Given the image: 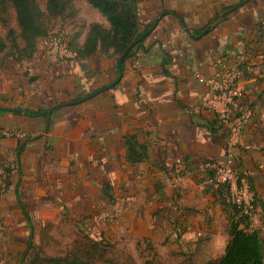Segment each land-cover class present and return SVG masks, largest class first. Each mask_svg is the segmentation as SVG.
I'll use <instances>...</instances> for the list:
<instances>
[{"label": "crops", "instance_id": "0c3cea01", "mask_svg": "<svg viewBox=\"0 0 264 264\" xmlns=\"http://www.w3.org/2000/svg\"><path fill=\"white\" fill-rule=\"evenodd\" d=\"M240 1L147 3L144 7L151 17H157L162 10L175 14L160 18L147 39L148 51L125 63L116 86L81 104L58 107L51 116L52 132L28 143L21 154V175L39 178L44 171H55L60 178H70L72 188L75 179L85 187L92 182L99 187L98 180L105 179L118 196L116 208L124 211L118 220L129 228L136 226L131 230L136 238L154 241L152 227L147 230L151 224L157 228L168 226L166 231L177 241L194 240L202 231L208 242H222L220 249H213L214 260L226 247V219L210 186L199 181V165L223 162L229 145L225 131L210 134L208 126L215 116L202 107L205 89L195 76L217 78L227 67L244 65L247 71H240L236 87L252 117L241 132L237 167L251 180L258 199L250 227L264 237V59L261 52L254 51L255 26L264 20V0H251L198 40L185 30H203L213 17ZM92 10L96 18L91 23L107 26L105 19ZM83 40L84 34L79 42ZM163 52L172 56L166 66L169 75L161 66ZM40 53L37 50L33 59L22 62L17 71L0 74V108L9 109L0 112V129L22 135L20 139L0 138V156L10 159L12 166L18 140L43 135L45 123L11 109L65 104L87 90L109 85L116 76L113 61L101 55L81 65L55 63ZM129 135L146 149L140 163L126 161L123 142ZM176 160L182 162L184 171L180 174L175 172ZM97 187L95 194H99ZM74 188L71 194L77 193L83 200L86 197L82 194H90ZM37 193L38 197L46 196L45 192ZM9 194V204L15 205L10 221L22 226L25 223L14 194ZM6 205L0 203V210H5ZM216 217L222 218V227L216 226ZM0 252L9 253L11 258L17 255L10 243L3 244ZM0 264L5 263L0 260Z\"/></svg>", "mask_w": 264, "mask_h": 264}, {"label": "trees", "instance_id": "16d2710c", "mask_svg": "<svg viewBox=\"0 0 264 264\" xmlns=\"http://www.w3.org/2000/svg\"><path fill=\"white\" fill-rule=\"evenodd\" d=\"M84 1L105 19L107 26L99 23H90L86 26L82 43L79 42L82 32L74 33L68 41L69 50L75 54V57L71 62H79V64L83 65L86 60L101 55L113 61L116 79L119 72H123L124 65L128 60H134L139 53H146L148 51L146 42L150 34L142 40L139 39L152 27L156 19V17H151L144 7L152 0ZM8 8H12L14 12L19 33L15 36L13 31H9L6 39L0 37V74L7 75H9L11 71H17L18 66H20L22 62L33 59L37 52V43L40 39L47 36L51 21L57 19H74L76 15L72 0H45L44 10L41 9L37 0H0V23L4 24L6 22L3 16ZM230 8L231 7L227 9ZM160 12L161 13H158L159 15L164 13L165 10ZM164 16L166 15H163V17ZM227 18L228 16L216 21L215 25ZM201 31H194L193 34L199 35ZM254 36L256 42L254 51L257 53L261 52L264 59V20L256 24ZM123 54L125 55L124 59L120 66H118V60ZM1 56L3 57L1 58ZM7 59L10 60L9 71L6 70L8 69L6 67ZM171 61L172 56L169 53L163 52L161 66L165 75H169L166 66ZM233 67L239 73L241 70L244 72L247 71L244 65H235ZM23 75L28 77L27 72H24ZM92 92L93 91L87 90L85 94L79 95L67 103L80 100ZM243 98L244 97L242 96L239 99H234L235 107H231L232 115L234 117H237L244 110L250 111ZM8 110L9 109H3L0 110V112ZM57 110H59L57 105L49 108L25 110V117L29 119L41 118L44 120L45 127L43 135L28 136L24 137L22 140H18L13 166L19 176H21L20 157L26 145L30 142L39 140L43 136L52 132L51 116ZM208 128L211 135H215L220 131H225L228 140L229 128L216 116ZM123 147L125 149L126 161L129 164L140 163L146 157L145 147L139 145L136 142L135 137L132 135L125 137ZM239 147L238 144L235 146L236 169H238ZM221 163L211 164L219 165ZM3 171L5 187H9V174H11L12 170L10 171L9 168H3ZM209 175L211 182H205L204 179H200L202 182L206 183V186H210V190H212V195L215 198L216 203L221 207L222 212L225 215L227 243L223 254L214 260H210L206 264H264V237H262L259 231L250 227L258 201L251 180L247 175L240 172V175L247 181L250 190L254 195V211L244 214L242 213L241 207L234 203L228 187L217 184L213 181L212 172H210ZM75 182L74 187L77 191L86 189L82 181L80 182L78 179H75ZM97 185L99 186V197L106 201L107 204H115V191L110 182L105 179H100L98 180ZM159 189L160 187H157V190ZM13 194L19 214L28 229L26 248L20 254L18 264H93L96 261H100L102 264H119L114 258L110 259L107 257L113 250L112 244L105 242L106 240L102 238L94 239L87 235V237L83 236L81 240L74 241L73 246L61 256L45 255L39 246L35 244L36 230L31 221L26 204L22 199L19 190V181L15 184ZM144 241L146 240L144 239Z\"/></svg>", "mask_w": 264, "mask_h": 264}, {"label": "rangeland", "instance_id": "374dc122", "mask_svg": "<svg viewBox=\"0 0 264 264\" xmlns=\"http://www.w3.org/2000/svg\"><path fill=\"white\" fill-rule=\"evenodd\" d=\"M37 1L44 10L45 0ZM72 2L76 10L74 19L51 21L47 36L37 43L38 51H42L44 40L52 35L62 34L69 41L74 33L82 32V37L88 26L87 23L95 20L96 16L92 8L84 4V0H72ZM3 17L6 22L0 23V37L6 39L9 31H13L17 36L19 31L12 8H8ZM9 61L7 59L6 62L8 71ZM0 168V203L9 205H6L5 210H0V247L10 243L12 250L17 251L14 258L9 257V253L0 252V260L5 264H18L19 256L25 250L27 242V226L25 224L20 226L10 221L15 205L9 204V198L12 196L9 191L14 193V187L18 181L22 199L36 230L35 244L48 256L65 254L73 246L74 241L81 240L86 235L94 239L102 238L106 240L105 242L112 244L113 250L107 257L114 258L119 264H206L214 258L215 250L213 249L221 248L222 242L218 240L208 242L207 237L202 236V231L196 233L194 240L177 241L172 238L171 233L169 234L170 231H166L168 226L157 228L154 224L147 226V230L152 227L151 231L154 233H151V238L154 241H144L136 238L131 232L136 229V226L132 225L129 228L126 223L118 220L123 210L119 211L115 204H107L99 197V194L94 193L97 187L94 182L85 190L79 191V193L90 192L89 195L82 194L86 197L83 200V197L78 196L77 193L71 194L74 188L71 186V179L60 178L55 171L51 172L53 174L44 171L39 178H24L15 171L9 174L10 186L5 187L2 169L9 168L13 171L15 168L10 159L2 156H0ZM39 191L45 192L46 196L38 197ZM181 196L183 197V195L178 197ZM215 221L216 226L222 227L221 217H216ZM5 251L7 252V249ZM93 264L102 263L96 261Z\"/></svg>", "mask_w": 264, "mask_h": 264}, {"label": "built area", "instance_id": "2783aa9c", "mask_svg": "<svg viewBox=\"0 0 264 264\" xmlns=\"http://www.w3.org/2000/svg\"><path fill=\"white\" fill-rule=\"evenodd\" d=\"M41 56L55 63L71 62L75 54L68 48L67 38L60 35H52L44 40ZM240 73L233 67H227L217 78H204L196 75L198 84L202 85L205 93L201 99L202 107L211 110L214 116L220 119L228 128L229 149L224 161L219 164L202 163L199 165V177L205 182H211L209 173H213V181L228 187L230 195L235 204L241 207L242 213L248 214L254 211V195L247 181L235 168V146L239 144L241 132L245 125L251 120L252 114L244 110L237 117L233 116L231 107H235L234 99H239L242 94L237 90L236 84ZM233 116V117H232ZM1 138H18L21 134L10 130L0 129ZM176 174L184 171L182 162L175 161Z\"/></svg>", "mask_w": 264, "mask_h": 264}, {"label": "water", "instance_id": "95a60500", "mask_svg": "<svg viewBox=\"0 0 264 264\" xmlns=\"http://www.w3.org/2000/svg\"><path fill=\"white\" fill-rule=\"evenodd\" d=\"M250 1L251 0H241L240 2H238L237 4H235L234 6H232L230 9H227V10L222 11L221 13L217 14L215 17H213L211 19V21L208 23L207 27L204 30H202L199 35H194L189 29L185 28L188 36L191 37L194 40H198V39L204 37L205 35H207L212 30V28L214 27L216 21H219V20L223 19L224 17H227L228 15L232 14L236 10L244 7ZM166 14H175V13L173 11L169 10V11H165L164 13L158 15L156 17V19H155L154 24L152 25V27L148 31H146V33L139 40H142L144 37L148 36L154 30V28L157 26L160 18L163 15H166ZM176 17L179 19V21L182 24H184L183 23V20L180 17H178L177 15H176ZM124 56L125 55L123 54L119 58L118 64H117L118 66H120L121 62L123 61ZM121 78H122V72L120 71L119 74H118V76H117V78L112 83H110L109 85H106L104 87H101V88L93 91L92 93H90L89 95H87L86 97H84V98H82L80 100H77V101H74V102H71V103H68V104H59V105H57V107L61 108L63 106H67V105L75 106V105L81 104V103H83L85 101H88V100L92 99L93 97H95V96H97V95H99V94H101V93H103V92H105L107 90L112 89L114 86H116L119 83V81L121 80ZM0 110H3V108H0ZM10 111H12L14 113H22V114H25V110L11 109Z\"/></svg>", "mask_w": 264, "mask_h": 264}]
</instances>
